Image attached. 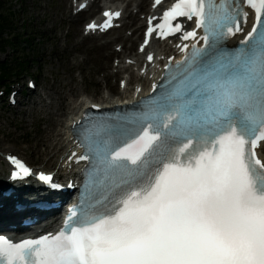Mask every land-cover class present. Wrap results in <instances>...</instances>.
<instances>
[{"label": "snow or ice", "instance_id": "snow-or-ice-1", "mask_svg": "<svg viewBox=\"0 0 264 264\" xmlns=\"http://www.w3.org/2000/svg\"><path fill=\"white\" fill-rule=\"evenodd\" d=\"M245 7L255 13L251 31L222 46L244 31ZM104 16L89 30L111 28L120 13ZM177 33L194 42L178 45L185 55L174 69L166 65L175 84L123 118L131 126L86 130L98 166L86 206L71 211L75 226L19 243L0 236V264H264V0H175L149 18L140 50ZM9 159L14 178L31 174Z\"/></svg>", "mask_w": 264, "mask_h": 264}, {"label": "rangeland", "instance_id": "rangeland-1", "mask_svg": "<svg viewBox=\"0 0 264 264\" xmlns=\"http://www.w3.org/2000/svg\"><path fill=\"white\" fill-rule=\"evenodd\" d=\"M68 10L69 0H0V57L7 56L0 77L7 74L6 83L10 77L22 81L34 77L38 84L19 112L10 113L0 105V140L42 169L46 163L41 164L28 147L30 139L45 128L43 118L55 114L56 95L73 86L80 88L78 94L99 97L104 63L111 64L106 52L81 41L78 20L65 37ZM71 60L85 61L83 74L70 66Z\"/></svg>", "mask_w": 264, "mask_h": 264}, {"label": "bare ground", "instance_id": "bare-ground-1", "mask_svg": "<svg viewBox=\"0 0 264 264\" xmlns=\"http://www.w3.org/2000/svg\"><path fill=\"white\" fill-rule=\"evenodd\" d=\"M106 1V0H105ZM118 0H110L109 2H115ZM123 1V0H121ZM129 20H132L131 26L127 27V30H130L131 27L134 26V24H137L136 17L129 16ZM137 29L135 28L133 31V35L131 37H127L124 35L123 32L114 31L117 35L116 41L118 44L116 45H122L123 52L122 55H124L126 52L131 54L134 52L133 47L135 45V42L132 38L136 35ZM123 33V34H122ZM89 43L92 44V47H94V41H90ZM107 42H104L103 44H100V48L104 51L107 44ZM106 44V45H105ZM110 55H107L109 57ZM119 58V57H117ZM109 60V59H106ZM70 66L76 68L79 70L80 74H83L84 70H86L85 61L82 60L81 62H74L73 60L70 61ZM85 66V67H84ZM84 67V68H83ZM104 72L106 73L105 78H108L110 76L108 70L110 67L107 65V63H104L103 66ZM70 80H74V77ZM81 80H84V76H81ZM101 81H104L102 78ZM112 91V89L110 88ZM118 95V94H117ZM58 98H61V102L54 107L55 114L52 115V117H45L46 121L43 119H38L39 122L44 121L45 128L42 131H38L39 134H36L33 138L30 139L29 144V150L32 151L33 155L40 161L41 164L46 163V168L44 171H47V168L49 170H53L57 167V164L59 162V159L63 152L65 151L66 145H67V135H66V121L70 116H73L77 111L82 107L83 102L88 100L96 103H104L106 102V98L104 96H99L96 100L93 99V94H87V95H78L76 94V90L72 88L71 86L68 89V92L64 93H58ZM76 97H78L76 99ZM9 147H6L8 149Z\"/></svg>", "mask_w": 264, "mask_h": 264}]
</instances>
